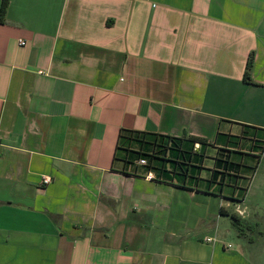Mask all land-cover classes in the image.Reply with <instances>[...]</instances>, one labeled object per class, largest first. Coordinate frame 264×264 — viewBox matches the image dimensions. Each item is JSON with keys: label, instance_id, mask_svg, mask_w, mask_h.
Instances as JSON below:
<instances>
[{"label": "crops", "instance_id": "obj_1", "mask_svg": "<svg viewBox=\"0 0 264 264\" xmlns=\"http://www.w3.org/2000/svg\"><path fill=\"white\" fill-rule=\"evenodd\" d=\"M122 130L180 140L177 164L114 162ZM262 139L264 0H7L0 264H264Z\"/></svg>", "mask_w": 264, "mask_h": 264}, {"label": "trees", "instance_id": "obj_2", "mask_svg": "<svg viewBox=\"0 0 264 264\" xmlns=\"http://www.w3.org/2000/svg\"><path fill=\"white\" fill-rule=\"evenodd\" d=\"M7 5V0H3L1 3L0 7V14L5 10ZM253 64V54L251 53L248 56L247 62H246V67H245V72L243 76V80L246 84H252L251 80V68ZM250 128V127H246ZM252 130L257 131L256 129L251 128ZM247 130V129H246ZM245 130V133H248ZM180 140L170 137V136H161V135H156V134H149V133H144V132H136V131H127V130H122L119 135H118V140H117V146H116V153L114 157V162L115 161H120L124 166L128 164H133L134 160L140 161L143 160L145 161V164H141L146 168V170H155L152 165L153 160H156L157 155L160 153L163 155L164 158L162 160L168 161V162H174L177 164V158L180 155H177V152H182L181 147L179 145ZM193 145L194 143H191V150H193ZM259 154H245L247 158V162H251L245 164V169L247 168V173L249 175H253L257 165L259 163L261 154L264 153V139H262V142L259 146ZM184 153L188 154L187 151H183ZM165 155H167L165 157ZM183 155V154H182ZM166 158V160H165ZM160 159V158H159ZM161 160V159H160ZM222 163L224 164V169L225 171L229 169H233V166L239 167V163L236 164L232 158H228L226 160H221ZM230 176L233 174H229L228 172H214L213 176L214 177H219L221 176L220 180V185L223 186V181L222 179L226 176ZM246 191V187L244 188ZM242 197V196H241ZM223 215H228L232 223L238 233L239 236H243V233L248 229L246 227L245 222L241 221V219L232 213H227L224 210L221 212Z\"/></svg>", "mask_w": 264, "mask_h": 264}, {"label": "rangeland", "instance_id": "obj_3", "mask_svg": "<svg viewBox=\"0 0 264 264\" xmlns=\"http://www.w3.org/2000/svg\"><path fill=\"white\" fill-rule=\"evenodd\" d=\"M260 173L261 174L259 175V178L257 179V181L264 180V165H262ZM246 205L248 208H251L252 211L257 213L256 219L259 222L260 230L264 231V206H260V208L253 206V204L250 202V199L247 201Z\"/></svg>", "mask_w": 264, "mask_h": 264}, {"label": "built area", "instance_id": "obj_4", "mask_svg": "<svg viewBox=\"0 0 264 264\" xmlns=\"http://www.w3.org/2000/svg\"><path fill=\"white\" fill-rule=\"evenodd\" d=\"M18 44H19L20 46H24V45H25V41H24V40H18ZM140 164H145V161L141 160V161H140ZM147 178H148V179H151V178H152L151 174H147ZM50 182H51V178L48 177V176H44V177H42V179H41V185H42V186H46V185L50 184ZM206 241H207V242H210L211 239L207 238Z\"/></svg>", "mask_w": 264, "mask_h": 264}]
</instances>
